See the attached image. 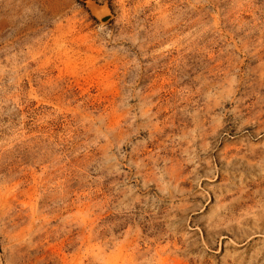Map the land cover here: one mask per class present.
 <instances>
[{"label": "rangeland", "instance_id": "1", "mask_svg": "<svg viewBox=\"0 0 264 264\" xmlns=\"http://www.w3.org/2000/svg\"><path fill=\"white\" fill-rule=\"evenodd\" d=\"M0 264H264V0H0Z\"/></svg>", "mask_w": 264, "mask_h": 264}, {"label": "trees", "instance_id": "2", "mask_svg": "<svg viewBox=\"0 0 264 264\" xmlns=\"http://www.w3.org/2000/svg\"><path fill=\"white\" fill-rule=\"evenodd\" d=\"M46 144H47V156H50V158L58 154L65 153L64 146L62 144L50 142V140H48Z\"/></svg>", "mask_w": 264, "mask_h": 264}, {"label": "water", "instance_id": "3", "mask_svg": "<svg viewBox=\"0 0 264 264\" xmlns=\"http://www.w3.org/2000/svg\"><path fill=\"white\" fill-rule=\"evenodd\" d=\"M96 16L100 24L102 25L109 23L113 18V15L109 8H105L102 11L97 12Z\"/></svg>", "mask_w": 264, "mask_h": 264}]
</instances>
